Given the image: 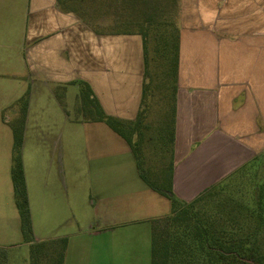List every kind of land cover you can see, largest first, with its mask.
Returning a JSON list of instances; mask_svg holds the SVG:
<instances>
[{"label":"crops","instance_id":"0c3cea01","mask_svg":"<svg viewBox=\"0 0 264 264\" xmlns=\"http://www.w3.org/2000/svg\"><path fill=\"white\" fill-rule=\"evenodd\" d=\"M176 1L179 66L171 184L179 200L192 203L250 165L264 162V0ZM145 68L143 38L138 33H96L76 14L63 11L58 0H0V120L13 137L10 123L21 114L17 103L29 92L22 151L31 126L37 129L31 124L34 118L49 108L51 118L83 124L86 167L92 159L107 158L102 166L109 167V183L137 182L131 175L116 174L118 151L128 155V166L134 162L126 139L104 122L72 120L62 102L65 105L70 86L78 87L80 94V82H84L106 115L134 123L142 104ZM6 81L8 95L4 93ZM9 109L11 114L4 116ZM50 129L58 134L55 127ZM66 129L64 140L61 129L51 146L59 158L61 142L65 150L69 148L71 130ZM4 155L0 138V163ZM52 160L54 166V156ZM62 162L58 165L61 174ZM92 173L88 169L85 177L104 179ZM26 186L38 242L33 215L35 208L43 209L46 199L37 200ZM117 189L110 199L117 197ZM132 189L138 199L157 195L169 201L172 212L171 201L146 183ZM3 192L0 187V213ZM125 197L129 195L117 198Z\"/></svg>","mask_w":264,"mask_h":264},{"label":"rangeland","instance_id":"374dc122","mask_svg":"<svg viewBox=\"0 0 264 264\" xmlns=\"http://www.w3.org/2000/svg\"><path fill=\"white\" fill-rule=\"evenodd\" d=\"M159 1L165 3V0ZM136 4L137 0H130L124 4L125 8H118L120 4L115 0H72L69 3L75 9L86 12L85 18L92 21L94 28L104 33H124L126 30L137 32L139 27L134 24L123 25V20L134 22V19L142 14L141 4L138 6ZM170 9L172 12L169 21L177 25L178 7L170 5ZM88 14H91V17ZM172 24L171 27L174 26ZM154 35L155 30L151 31L150 49L156 45ZM151 70L158 71L153 62ZM150 74L153 84L147 117L143 123L133 125L131 128L127 127L125 131L141 155L145 173L151 179H157L173 168L175 83L172 71H167L166 67L163 75L157 73L154 79L152 72ZM7 84L6 81L5 95H8ZM78 92L76 86L67 89L64 108L72 120H88L89 115L80 112L83 102ZM40 105L47 108L43 103ZM48 109L47 112L34 118L31 124H35L37 129L31 126L22 151L26 183L30 193L31 195L34 193L37 200L43 196L46 199L43 209L35 208L33 215L36 235L40 239L38 242L67 238L64 264H152L150 222L153 218L170 215V202L163 201L164 199L157 195H152L154 197L149 200L133 197L132 187L145 184L138 179L140 171L136 158L133 159L135 155L132 157L133 165L128 166V155L118 151L115 158L116 174L118 177L131 175L137 182L109 183L107 180L109 167L102 166L103 163H107V158L92 159L90 167H86L87 150L82 134L83 124L73 121L68 124L64 121L62 123L58 116L51 118L52 114ZM10 114L9 109L4 116ZM2 123L0 120V138H3L5 147L4 161L0 163V187L4 191L3 212L0 213V264H31V244L24 241L13 189L12 132ZM52 127L58 130L57 135L52 134L50 129ZM61 129L63 140L64 130L70 129L71 132L66 143L69 144V148L67 145L65 150L66 146L62 141L59 158L58 153L55 154L51 146L56 142L55 138L60 136ZM125 144L127 143L122 146ZM122 146H118V149ZM132 153L134 154L133 150ZM53 156L54 166H51ZM61 160L66 178L64 173L61 174V169L60 171L58 169ZM88 169L93 171L94 178L104 177V179L88 180L85 177ZM114 187L118 188L117 197L128 194L129 198L110 199ZM224 187L223 194L198 200L194 205V211L211 229L218 228V222L215 220L224 219L222 221L225 222L227 229L237 238L238 235L241 236L244 232L254 229L256 219H243L241 223L236 224L229 220V207H223L222 204L226 200L225 196L228 195L242 207H249L250 211H257L259 206L264 209V162L244 169L239 175L228 180ZM60 201L63 203L62 207L59 206ZM98 231L100 233L96 234ZM259 238L264 251V237ZM243 264H256V259L244 258Z\"/></svg>","mask_w":264,"mask_h":264},{"label":"trees","instance_id":"16d2710c","mask_svg":"<svg viewBox=\"0 0 264 264\" xmlns=\"http://www.w3.org/2000/svg\"><path fill=\"white\" fill-rule=\"evenodd\" d=\"M115 1L120 4L118 8H125L124 4L130 0ZM58 2L63 11L76 14L82 21L92 27L96 33H104L94 28L91 24L92 21L85 18L87 15L86 12L79 11L72 7V5H69L72 0H58ZM81 2L83 3L84 1ZM140 4L142 14L138 13L139 16L134 19V22L128 19L123 20V25L130 26L134 24L136 27H139L137 32H127L128 30H126L124 33L140 34L144 44L145 82L142 104L137 120L134 123L126 122L106 115L87 83L80 82L82 90L79 96L83 102L82 108H80L81 114L85 113L89 115L90 118H88V121L106 123L116 133L124 137L134 152L140 176L144 182L152 190L171 201L172 212L170 215L153 219L150 222L152 233V264H243L244 258L256 259V264H264V251L261 246V239L259 238L264 237V209L262 207L259 206L257 211H250L249 207H242L241 204L234 202L235 200L228 195L225 196L226 200L222 206L229 207L228 215L230 221L238 224L243 219H256L254 229L246 231L241 236L238 235L235 238V235L227 229L225 222L222 221L224 219L219 218L215 220V222H218V228L211 229L207 226V222L197 216L194 211L195 203L203 197L206 198L214 196L215 194H223L222 191L225 188L224 185L226 182L212 188L194 202L185 203L179 200L173 193L171 184L172 170H169L168 173H163L157 179H151L145 173L141 155L133 145L131 138L127 135L125 128H131L133 125L143 123L147 117L148 101L151 96V86L153 84L151 83V72L154 79L157 73L163 75L165 67L167 71H172L175 83L174 92L176 91L179 66V30L174 22L169 21L172 12L170 5L177 6L176 0H165V3H161L159 0H137L136 6ZM81 8L84 7L81 6ZM88 15L91 17V14ZM171 24L174 26L171 27ZM153 30H155L154 41H156V45L150 49V37L151 31L153 32ZM152 62L156 66L157 72L151 70ZM28 102L29 92L17 103L20 107V117L10 123L14 137L12 182L15 202L20 214L24 241L31 244V264H64V255L68 242L67 238L47 242H36L34 239L22 160V144ZM62 106L65 107L63 102ZM174 109L175 93L173 114ZM251 166L253 165L249 167Z\"/></svg>","mask_w":264,"mask_h":264}]
</instances>
